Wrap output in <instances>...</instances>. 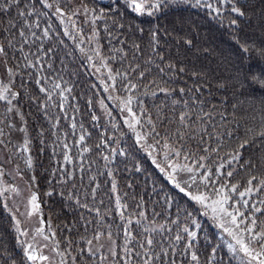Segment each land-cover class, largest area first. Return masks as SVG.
I'll return each mask as SVG.
<instances>
[{
	"label": "snow or ice",
	"instance_id": "1",
	"mask_svg": "<svg viewBox=\"0 0 264 264\" xmlns=\"http://www.w3.org/2000/svg\"><path fill=\"white\" fill-rule=\"evenodd\" d=\"M40 4L41 9L38 10L36 5ZM115 7L109 6L106 11L103 7L99 10L96 8L88 9L83 7L84 15L87 17L89 13L92 17L93 31L86 39L89 43V48L86 50L84 45L85 37L82 30L77 29V25L73 17L78 15V10L69 13L67 6L61 0H36L35 3H24L21 8L22 0H0V15H11V10L15 8L16 17L23 21V25L18 32L21 46L19 49L15 48V37L7 41L8 48H13L14 51H19L23 55L25 61L24 68L32 75V70L35 69L36 84L42 85L39 87V93L43 94L45 99L40 101L36 99V103L43 110L46 118L51 119V110L58 108L60 112L64 113L67 118V108L65 101L73 91L72 87H63L67 82L63 80L62 75L56 74L52 77L42 76L44 64L47 61V69L54 68L53 63L48 60V54L53 53L52 48H48L41 55V49L33 55L31 52L24 53L23 47L30 43L29 34L31 36V43H35L41 38H50L49 32L51 25L49 24L42 32V37L36 35L35 29L39 28L40 16H47L49 14L56 16L60 24L64 26V35L71 36L75 41L77 36L80 37V42L76 44L80 53L85 55V63H88L95 69L97 73L101 68L107 70L106 78H102L100 83L104 87V91L109 93V99L118 102V108L121 115L126 112L124 116V125L130 129L135 135V142L141 149H143L147 156L151 158L152 164L163 175L168 185H171L175 190L176 195H180L184 200L185 207L181 208L175 201L173 195L166 193L163 196V201L171 207L174 203L177 206L176 220H169V224L176 227V234L172 235L173 228L168 227L165 230V225H156V218L164 215L163 212L155 213L151 220L144 210L142 202L133 200L131 203H126L127 193L122 198L118 192V185L115 179L111 182V192L115 194L114 210L110 207L112 204L109 200V207L104 213L101 212L105 208L104 201L101 199L99 204L96 203L97 193L100 190L99 183L93 186V181H96L97 176L89 177V185L84 189L83 193L73 185L71 190L66 191L68 183L74 180L73 173H69L66 168L61 166L59 177L53 181L52 186L48 192L45 193L49 198L60 195L62 199L67 196V199L72 200L74 197L75 204L81 209L86 210L89 214L94 212L93 220H84L85 235L79 241L66 240L68 247L61 251L59 244L53 249L56 255L60 257V264H233V259L239 260L240 264H264V198L261 194L264 193V175L259 177L256 175H249L246 186L243 190L240 188V181L231 182L235 177L237 171L255 168L252 162L243 160V150L250 146L254 140L260 139L264 141V115L260 117L259 130L255 128H247L245 130L246 138L238 145L227 152L221 150L227 147L225 141H231L236 138V133L233 132L227 124L228 117L226 112L215 113L212 111L216 106L213 105L211 109L205 111V104L202 99H199V94L204 91L201 85H196L193 88L180 87L179 89L169 87L170 84L176 83V77L188 73L190 70L182 61H171L165 63L166 56L163 54V47L160 43V29H150L151 39L149 47L152 55L144 62V64H137L135 56L123 68V70H113L110 67V61L115 59V53H122L124 57L127 53L123 51V41L121 47L115 49L111 56H104L101 52V46L97 43L92 47V42L96 39L97 32L95 24L98 20L108 18L112 20V26L117 31L124 30L123 23H117V20L123 19V14L120 12L121 7L130 9L137 15L154 16L158 13L163 14L167 9L180 4L187 5L193 8H204L210 15L220 18L228 13L235 14L237 18L243 17L245 12L242 10L240 0H114ZM36 16L37 20L32 21V17ZM237 18L228 21L227 27L238 32L239 26ZM223 23V20L220 21ZM71 29V30H70ZM134 30V29H133ZM5 31L9 35L15 31V23L9 21L8 28ZM105 31L112 37L111 31L105 27ZM141 32L144 30L141 28ZM167 32V29H165ZM235 42L240 50L241 56L251 55L253 52L257 54L264 61V45L260 48H255L247 41H241L239 38ZM61 43H63L61 41ZM166 43V42H165ZM187 45H191V40L184 41ZM132 47L136 53H140L139 44H133ZM7 48L0 44V55L7 56ZM33 57V58H30ZM99 62L100 67L96 66ZM242 63V61H241ZM181 64L182 66H177ZM63 61L61 69H63ZM143 69V70H142ZM155 70L159 76L166 77L162 84L158 83L154 78L148 84H142L144 79ZM9 73L12 74V69L9 68ZM138 73V76H137ZM205 74L191 71L193 80H203ZM138 82H134L133 78ZM110 81L111 83H108ZM127 93L126 96L112 95L118 92L117 84ZM252 84L258 85L264 89V66L258 69V72H244L243 69H238L234 77L233 87L244 89L246 86ZM48 85V86H43ZM155 87V91L150 94L152 96L162 95L164 102L162 107L157 109V116L153 118L151 114L146 113L144 101L140 98V91L143 87L144 94L147 95L149 87ZM223 87V85H221ZM179 94L180 99L171 100V115H160L165 111L169 105V98ZM18 93L12 91L7 85H0V101H5L8 105L7 111H16L17 115L22 113L19 109H14V101ZM188 96V99H184ZM75 99V97H73ZM102 106L103 101L100 102ZM226 103V101L222 102ZM91 105V100H89ZM233 105V110H235ZM140 109L139 115L134 110ZM105 112L110 121L113 120L112 114L108 111L107 106H104ZM176 109H180L178 116ZM73 112L78 111L73 107ZM219 116V123H217L216 116ZM56 124L53 125L57 131L59 130L60 118L55 117ZM91 119L93 123L98 120L95 114H92ZM167 122V123H165ZM8 127L12 129L14 125L9 124ZM70 127L75 133L77 123L75 117ZM113 127L116 125L113 123ZM81 135L78 140L74 141V145L70 146L67 142L62 145L63 160L67 163H72L70 156L71 147L76 146L82 148L80 153L90 151L85 147L84 127L81 124ZM137 129H140L139 131ZM20 131H25L21 128ZM41 137L43 132L39 133ZM103 135V134H102ZM0 136L3 132L0 131ZM114 136H106L101 140V143L96 147L107 146V141L114 140ZM41 143H45L42 139ZM30 140L25 136L23 145L17 151L22 153L30 152ZM215 145V146H213ZM58 144L54 143V148ZM110 153H116V148L109 147ZM121 156H126L127 152L123 149L119 150ZM105 167L108 166L109 156L104 155ZM264 159V157H262ZM27 168L31 169L33 162L29 154L26 159ZM137 171H140L139 165L136 166ZM81 173L84 172L83 159L80 165ZM89 171L91 166L89 165ZM108 177H113V171L109 168L107 171ZM53 175H56L54 170ZM83 180V176L81 177ZM36 177L33 176L31 181L34 183ZM155 183V182H154ZM2 184V181H0ZM128 187H131L129 184ZM60 189L57 193V189ZM163 191V189H161ZM19 189L13 185L0 186V198L3 199V207L5 210L9 209L8 199L10 195H18ZM89 195L91 196V203L88 202ZM29 206L28 215L33 213H42L41 204L38 195L32 191L27 201ZM15 210H13L14 212ZM114 211L115 216L119 217V222L112 216ZM183 216L184 227H180V216ZM108 216H112V222L105 227L104 221ZM206 218L210 221L212 226L218 229L222 234L228 238L226 240L227 251H218V248L212 246L211 239L206 235L208 246L211 247V252L206 255L204 260H201L199 250L195 246V242L199 239V231L202 230V225L197 222V218ZM11 220L14 224L15 231L18 233L17 240L23 246V255L31 264H52L49 256L43 255L39 248L34 243H26L20 240V237H26L27 231L22 228L21 222L17 219L15 214L11 215ZM116 224V231L113 232V224ZM45 221L41 214L40 225L37 230L39 235H43ZM95 224L92 229L93 235L88 237L87 232L89 226ZM142 230L136 231L135 228ZM193 227L196 230H193ZM122 229V244L120 243ZM47 230L51 232V237L44 236L45 240L55 237V233L51 230L50 221ZM71 232V229H69ZM160 235V240L155 237ZM116 237V238H114ZM186 237V241H185ZM105 238L107 247L105 246ZM86 245V248L81 246L76 249L77 254L73 255L74 245ZM183 246L182 248L180 246Z\"/></svg>",
	"mask_w": 264,
	"mask_h": 264
},
{
	"label": "trees",
	"instance_id": "2",
	"mask_svg": "<svg viewBox=\"0 0 264 264\" xmlns=\"http://www.w3.org/2000/svg\"><path fill=\"white\" fill-rule=\"evenodd\" d=\"M36 0H22L21 8L24 3L32 4ZM63 4L67 6V10L71 13L69 0H61ZM82 6H87L88 9L96 8L99 10L103 7L106 11L109 6L115 7L114 0H79ZM123 4V0H121ZM242 10L245 12L243 17L237 18L235 14L230 13L228 10L227 15L217 18L210 15L204 8H193L187 5L180 4L167 9L163 14L158 13L154 16L137 15L130 9L121 7L120 12L123 14L122 20H117V23L124 24V30L117 31L112 26L111 18L106 21L104 19L98 20L95 24L97 32L96 39L92 42L91 46L95 47L98 43L101 46V52L104 56H111L115 49L121 47V41H123V51L127 53L124 57L122 53H115V59L110 61V67L113 70L123 68L133 59L135 56L137 64H144L152 55L149 41L151 39L150 29L159 28L161 39L160 43L163 47V54L166 56L165 63L171 61H182L189 68V72L176 77V83L170 84L169 87L179 89L180 87L193 88L196 85H201L204 91L199 94V99H202L205 104V111L212 108L215 113L226 112L228 117V127L236 133V138L231 141H225L227 147L222 149V152H227L233 147L238 145L242 140L246 138L245 130L247 128H255L259 130L260 117L264 115V89L260 88L256 84L246 86L244 89H240L238 86L233 87L234 77L237 74L238 69H243L244 72H258V69L264 66V61L261 60L255 52L250 56H241L240 50L235 42L236 38L241 41H247L255 48H260L264 45V0H240ZM38 10L47 11L41 9L40 4L36 5ZM16 9L11 10V15H0V44L7 48V56H3V61L12 69L13 79L11 83V89L18 93L16 101H14L15 107L22 113L23 123L28 133L30 140V152L33 166L31 171L36 177V191L39 200L42 202L41 209L45 216H48L52 222L56 240L59 244L61 251L65 250L68 245L66 240L79 241L84 232V220H93L94 212L89 214L86 210L78 207L72 200L64 199L57 194L54 197L49 198L45 195L52 186L59 175L61 166L66 168L69 173H73L74 180L67 184L66 191L71 190L73 185L83 193L89 185V177L97 176L96 181H93V186L99 183L100 190L97 193L96 203L99 204L101 199L104 201L105 208L101 209L104 213L109 207V200L111 199V208L114 210L115 194L111 192V182L115 179L118 185V192L121 197L127 193L126 203H131L132 207L135 204L133 200L142 202L144 210L152 219L155 213L163 212L164 215L156 218V225H165V230L168 227H172V235L176 234V227L169 224V220H176L177 206L174 203L171 207L165 204L163 196L169 193L174 196L175 201L181 208L185 207L184 200L180 195L175 194V190L171 185H168L163 175L152 164L151 158L147 156L146 152L139 147L135 142L133 133L124 125L123 117L119 111V108L109 100V93L104 91L103 85L100 83L102 78H106L107 70L101 68V71L97 73L90 64L85 63V55L80 53L76 44L80 42V37L77 36L74 41L71 36L64 35V26L60 24L59 19L51 14L47 16H40L39 28L35 29L36 35L42 37L43 30L50 24L51 29L49 32L50 38H41L34 44L31 43V36L29 34L30 43L23 47L24 53L31 52L33 55L37 52V49H41V55L48 48L53 49V53L48 54V60H50L54 68L52 70L47 69V61L44 64V71L41 72L42 76L52 77L56 74H60L63 80L67 83L62 85L63 87H72L73 91L68 95L65 105L67 108V118L64 113L60 112L58 108L52 109V118H46L43 110L36 103V99L43 101L45 99L43 94L39 93V87L42 85L36 84L35 69L32 70V75H29V71L24 68L25 61L23 55L19 51H14L13 48H8L7 41L15 37V48L19 49L21 41L18 36L23 21L16 17ZM237 18L239 26L238 32L227 27L228 21ZM32 21H36L37 17L33 16ZM76 22L77 29L82 30L85 42L84 47L87 50L89 43L87 37L92 34L93 24L92 17L89 13L87 20L80 19L77 15L73 17ZM221 19L223 23H221ZM15 23V31L9 35L8 28L9 21ZM112 33V37H109V33L105 31V27ZM144 31L141 32L140 29ZM134 29V30H133ZM167 29V32H165ZM71 30V29H70ZM186 40H191V45L184 43ZM61 41L63 43H61ZM166 42V43H165ZM133 44H139L140 53L137 54L136 50L132 47ZM33 58V57H30ZM63 61V69H61V63ZM242 61V63H241ZM96 66L100 67L99 62H96ZM182 66L181 64L177 65ZM143 70V69H142ZM202 72L205 74L203 80H193L191 77V71ZM138 76V73H137ZM156 79L158 83L163 82L166 77H161L153 70L142 82V84H148L152 79ZM134 82L140 83L136 78H133ZM108 83H111L108 81ZM223 85V87H221ZM48 86V85H43ZM118 92L112 93V95L126 96L127 93L117 84ZM155 91V87H149L147 95L144 94L143 87L139 93L140 98L144 101L145 111L151 114L153 118L157 116V109L162 107L164 97L162 95L152 96L150 93ZM75 97V99H73ZM180 99L179 94L169 98V107L160 113V115H171V100ZM184 99H188L185 96ZM91 100V105H89ZM101 101L103 105L107 106L108 111L111 112L113 120L110 121L106 112H101ZM226 101V103H222ZM235 105V110H233ZM73 107L78 111L73 112ZM139 115L140 109H134ZM180 109H176V115L178 116ZM95 114L98 120L93 123L91 116ZM55 117L60 118L59 130L53 128L56 124ZM73 117L77 123V128L73 134V130L70 127L73 122ZM217 123H219V116H216ZM115 123L116 127H113ZM167 123V122H165ZM84 127L85 141L83 142L85 147L90 149L89 152L83 153L81 157L80 153L82 148L73 146L71 147L70 156L72 163H65L63 160L62 145L67 142L70 146L74 145V141L78 140L81 133L80 125ZM140 130V129H139ZM43 132L41 137L38 135ZM103 134V135H102ZM106 136H114V140L107 141V146L97 148L96 146L101 143V140ZM45 143H41V140ZM54 143L58 144L54 148ZM215 146V145H213ZM109 147L116 148V153H110ZM123 149L127 152L126 156H121L119 150ZM104 155L109 156L108 166L105 167ZM26 157V156H25ZM264 141L260 139L254 140V142L243 150V160L240 163L251 161L256 167L243 169L237 171L235 177L231 182L235 183L240 181V188L246 186L249 175H264ZM83 159L84 172L81 173L80 165ZM89 165L91 171H89ZM137 165L140 167V171H137ZM113 171V177L107 176L108 169ZM56 175H53V172ZM83 176V180L81 177ZM155 182V183H154ZM131 184V187H128ZM163 189V191H161ZM60 189H57L59 193ZM261 198H264V193L261 194ZM88 202L91 203V196L89 195ZM112 216H115L114 211ZM112 216L105 218V227L108 223L112 222ZM181 223L180 227H184L183 216L179 217ZM264 219V217H261ZM115 220L119 222V217L115 216ZM197 222L202 225V230L199 231V239L195 242L196 248L199 250L201 260H204L206 255L211 252V247L208 246L206 235L211 239L212 246L218 248V251H227L226 238L223 234L212 226L210 221H206V218L199 217ZM95 224L89 226L87 235L91 237L93 235L92 229ZM71 229V232H69ZM134 230L140 231L141 228H135ZM193 230H196L193 227ZM116 231V224H113V232ZM116 238V237H114ZM160 240V235L155 237ZM186 241V237H185ZM122 229L120 243L122 244ZM85 247L86 245H74L73 255H76V249L79 247ZM183 247L182 245L180 246ZM0 264H30L23 255V250L20 243L17 240V235L14 230V224L11 220V216L6 212L3 207L2 199L0 198ZM70 264V261H69ZM233 264H240L239 260L233 259Z\"/></svg>",
	"mask_w": 264,
	"mask_h": 264
},
{
	"label": "rangeland",
	"instance_id": "3",
	"mask_svg": "<svg viewBox=\"0 0 264 264\" xmlns=\"http://www.w3.org/2000/svg\"><path fill=\"white\" fill-rule=\"evenodd\" d=\"M69 1L71 9L73 11L78 10L80 19L86 21L88 16L86 17L84 15L83 6L79 2V0ZM12 79L13 74L9 73V67L3 61L2 55H0V85H7L11 88ZM112 102L118 107L117 101L112 100ZM100 107V110H102L101 112H105L104 106L101 105ZM7 108V103L5 101H0V131L3 132V136H0V181H2V184H0V186L13 185L19 189V194L10 195L8 199L9 209L6 210V212L10 216L12 214H15L17 216V219L21 222L22 228L27 231V236L20 237V240H23L26 243H34L43 255L50 257L52 264H60V257L56 255L55 251H53V249L56 248L58 244L56 235L54 239H44V236L51 237V232L47 230L49 221L51 224V230L52 232H54V228L52 226L50 218L48 216H45L43 210L42 213H33L31 216L28 215L30 209L27 201L32 191H35L37 193L36 181L31 184L29 183L34 175L31 169L27 168L26 166L28 153L17 151V149H20L22 147L25 136L27 135L28 137V133L23 120L21 119V116L17 115L15 110L12 112H8ZM14 109H17L15 107V104ZM126 115L127 113L125 112L122 116L123 121L124 116ZM9 124L14 125V127L10 129L8 127ZM21 128H24L25 131H20ZM137 130L139 131V129ZM133 136L135 137L134 133ZM13 210L15 211L13 212ZM41 214L43 215V219L45 221V231L43 235H39L37 233V230L41 227ZM16 235L18 236L17 232ZM223 236L226 238V240L228 239L225 234H223ZM20 245L23 250V246L21 243ZM105 246L107 247L106 238ZM37 264H40V262H37Z\"/></svg>",
	"mask_w": 264,
	"mask_h": 264
}]
</instances>
